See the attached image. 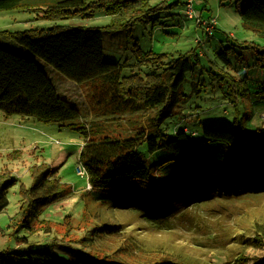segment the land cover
<instances>
[{
    "label": "rangeland",
    "instance_id": "rangeland-1",
    "mask_svg": "<svg viewBox=\"0 0 264 264\" xmlns=\"http://www.w3.org/2000/svg\"><path fill=\"white\" fill-rule=\"evenodd\" d=\"M198 1L195 9L199 20L216 18L217 26L211 35L204 30V21V27H200L195 19L185 17L182 4L174 5L156 13L159 23L155 26L143 22L128 32L104 33V58L126 64L122 73L128 74L130 64L138 57L136 48L141 52L152 49L166 53L169 60L190 53L193 68L185 74L162 126H186L201 141L205 127H234L238 125L234 119H242L243 126L252 132L248 134L260 135L264 145V99H260L257 91L261 87L255 82L264 80V72L256 65L255 49L256 44L264 46V29L258 33L243 25L236 0ZM37 15L27 9L0 10V44L13 43L8 34L18 31L55 25L103 27L110 22V16L100 11L56 20ZM221 52L226 54L227 64L219 57ZM43 65L58 92L74 101L82 112L78 119L59 124L18 114L5 115L0 110V174L17 178L7 191L9 204L0 212V251L23 247L15 239L28 235L20 223L21 189L33 183L32 167L50 166L56 169V177L67 190L43 207L40 219L48 223L36 225H48L52 230L40 232L36 239L54 252L53 264H77L82 252L106 255L127 264L163 260L181 264H247L264 255V242L258 245L255 240L260 238L257 231L264 224V192L219 195L196 202L194 197L204 187L179 189L182 183L165 175L150 189L126 184L107 191L88 188L87 174L77 172L78 166L84 167L79 153L88 134L80 126L100 119L101 131L123 137L135 130L146 132L152 124V114H119L106 118L104 123L105 116H97L92 107L88 84H78ZM139 150L156 167L168 156L165 149L149 153L145 145H140Z\"/></svg>",
    "mask_w": 264,
    "mask_h": 264
},
{
    "label": "trees",
    "instance_id": "trees-1",
    "mask_svg": "<svg viewBox=\"0 0 264 264\" xmlns=\"http://www.w3.org/2000/svg\"><path fill=\"white\" fill-rule=\"evenodd\" d=\"M236 3L243 25L260 33L264 29V0H236ZM179 4L184 8L183 0H0V10L27 9L47 20L90 16L96 11L110 16V22L103 27L55 25L9 33L14 42L0 44V110L5 115L18 114L59 124L78 119L82 111L74 101L58 92L43 67L46 64L78 84L89 85L92 107L97 116H105L104 123L106 118L119 114H152V124L146 132L135 130L123 137L101 131L100 119L80 126L88 130L79 160L87 172L91 189L107 191L125 184L150 189L161 175H165V178L172 177L182 183L179 189L193 185L204 187L194 197L196 202L219 195L264 192L263 141L260 135H249L252 132L243 126L242 119H234L233 122L238 123L234 127H205L201 141H197V133L187 130L186 126L176 125L171 129L162 126V119L175 101L185 74L193 68L190 53L169 60L166 53L152 49L141 52L136 48L134 52L138 57L130 64L128 74L122 73L126 64L104 58V33L128 32L143 22H152L155 26L159 23L156 13ZM255 49L256 65L264 72V46L256 44ZM223 54L218 53L227 64L226 54ZM255 82L261 87L257 91L260 99H264V80ZM140 145H145L149 153L165 149L168 156L156 167L148 163L139 150ZM32 168L33 183L21 189L19 207L20 223L28 235L15 236L23 246L20 249L0 251V264L54 262V252L36 239L40 232L52 230L48 225L40 228L36 225L48 223L40 219L43 207L62 197L67 190L56 177V169L50 166ZM16 179L0 174V212L9 204L7 191ZM164 182L170 186V182ZM33 235L35 238L30 239ZM257 235L260 238L255 240L260 245L264 242V224ZM77 264L127 263L106 255L82 252ZM152 264L181 262L163 260ZM247 264H264V255Z\"/></svg>",
    "mask_w": 264,
    "mask_h": 264
},
{
    "label": "built area",
    "instance_id": "built-area-1",
    "mask_svg": "<svg viewBox=\"0 0 264 264\" xmlns=\"http://www.w3.org/2000/svg\"><path fill=\"white\" fill-rule=\"evenodd\" d=\"M183 13H184L185 17H187L189 19H195V21L198 25H201L202 21H204L207 24V26H205L206 28L204 26L203 27L208 33H212V29L217 24L215 17L203 18V19L201 17V20L198 19V17H200V16L197 14V10L195 9V0H186L185 1ZM262 116L264 118V113ZM77 172L79 174H81L82 176L87 174L85 168L81 167V166L77 167ZM87 184H88V188L91 189V184L89 182Z\"/></svg>",
    "mask_w": 264,
    "mask_h": 264
},
{
    "label": "crops",
    "instance_id": "crops-1",
    "mask_svg": "<svg viewBox=\"0 0 264 264\" xmlns=\"http://www.w3.org/2000/svg\"><path fill=\"white\" fill-rule=\"evenodd\" d=\"M186 1V0H185ZM184 1V2H185ZM200 1H202V0H199L198 2H200ZM195 4H197L198 5V3L196 2V0H195ZM216 26H217V24H216ZM22 116V115H21ZM22 117H28V116H22Z\"/></svg>",
    "mask_w": 264,
    "mask_h": 264
}]
</instances>
